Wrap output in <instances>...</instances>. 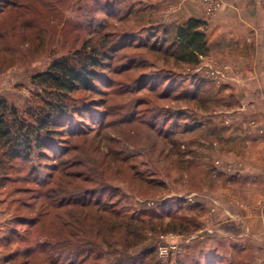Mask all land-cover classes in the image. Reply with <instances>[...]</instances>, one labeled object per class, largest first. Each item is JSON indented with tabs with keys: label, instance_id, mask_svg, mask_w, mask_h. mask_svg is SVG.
I'll return each mask as SVG.
<instances>
[{
	"label": "rangeland",
	"instance_id": "rangeland-1",
	"mask_svg": "<svg viewBox=\"0 0 264 264\" xmlns=\"http://www.w3.org/2000/svg\"><path fill=\"white\" fill-rule=\"evenodd\" d=\"M161 1L0 0V96L22 113L38 108L43 89L33 82L36 74L56 59H72L87 42L144 41L151 31L146 25L149 18L172 24L173 13H160V8L167 7ZM220 45L223 49L226 43ZM217 51L210 49L195 68H176L144 49L118 53L110 81L102 86L107 92V105L102 108L109 112L107 119L100 126L84 122L71 128L80 132L84 127L89 136L74 140L78 152L73 155L84 161V169H94L92 176L99 185L94 188L119 202L129 217L172 213V219L190 228L187 233L148 232L145 242L128 252L120 246L105 249L99 264H111L121 256L130 264H207L208 257L216 264H250V243L236 226L222 225L224 219L216 211L219 206L209 201L207 193L216 190L223 177L240 173L232 160L245 141L236 115L251 85L259 81L264 85V61L259 72L250 73L247 69L254 58L249 47H239L241 56L230 58L235 68L223 62ZM136 64L143 68L123 72ZM142 76L154 79L155 93L139 91L149 83L140 82ZM163 94L170 98L165 100ZM78 96L83 100L87 94ZM193 97L195 101L187 100ZM247 122L250 128L256 127L255 120ZM107 150L128 157V162L108 165ZM223 154L232 156L226 166ZM0 162H4V169L0 168V264L6 260L20 264L23 251L44 240L40 227L47 220L31 228L19 224V218L32 220V209L39 202L34 196L56 189L53 183L45 189L36 184L50 172L36 158L6 162L0 150ZM166 217L168 222L171 218ZM41 261L36 255L34 263Z\"/></svg>",
	"mask_w": 264,
	"mask_h": 264
},
{
	"label": "trees",
	"instance_id": "trees-1",
	"mask_svg": "<svg viewBox=\"0 0 264 264\" xmlns=\"http://www.w3.org/2000/svg\"><path fill=\"white\" fill-rule=\"evenodd\" d=\"M146 23L151 31H147L144 41L142 38H127L128 42L111 45L106 42L90 45L87 42L72 59H56L45 71L36 74L33 82L43 89L38 108L22 113L0 96V150L3 158L6 162L36 158L50 171L36 184L45 189L46 185L53 183L56 189L34 196L39 202L32 209V220L27 222L19 218V224L31 228L47 220L40 227L45 231L44 240L24 250V260L20 264H35L36 255L42 257V264H99L105 249L120 246L128 252L141 246L148 232L160 235L189 232L188 226L170 217L172 213L143 212L140 217L135 214L129 217L119 202L106 198L103 192L94 188V184H98L92 176L94 169L89 166L84 169V161L73 155L78 152L73 147L74 140L78 137L87 140L89 136L84 127L80 132L71 128L84 122L100 126L109 115L107 110H102L107 105V92L102 86L110 81V68L118 53L130 48L148 50L176 68H195L209 56L206 22L191 18L182 24H165L149 18ZM136 68L143 67L136 64L123 72ZM149 79L146 76L138 78L140 82L149 81L147 86L139 88L141 93L146 90L155 93L154 79ZM82 93L87 94L83 98L85 102L78 98ZM93 95L98 99H91ZM162 97L166 100L170 95L163 94ZM178 99L176 96L175 100ZM195 99L187 98L190 101ZM105 156L108 165H125L129 160L111 150H107ZM0 163V168L4 169V162ZM60 196L63 198L59 199ZM166 216L171 218L168 222ZM121 258L123 256L111 264L131 263ZM5 263L11 264V260ZM207 264H216V260L208 257Z\"/></svg>",
	"mask_w": 264,
	"mask_h": 264
},
{
	"label": "crops",
	"instance_id": "crops-1",
	"mask_svg": "<svg viewBox=\"0 0 264 264\" xmlns=\"http://www.w3.org/2000/svg\"><path fill=\"white\" fill-rule=\"evenodd\" d=\"M212 1L219 2L220 7L211 15L207 14L204 0H162L161 4L167 7L160 8V13H173L171 21L177 24L191 18L206 22L210 49L217 48L216 55L232 68L235 66L230 58L241 56L237 49L249 47L254 64L247 71L259 72L260 62L264 61V0ZM223 42L226 46L222 49ZM244 67L236 65L242 70ZM251 86L250 95L242 97L240 113L236 115L245 141L232 160L240 167V173L223 177L217 189L207 194L209 201L219 206L216 211L224 219L222 225L236 226L250 243L253 253L249 263L264 264V85L259 81ZM249 118L256 121L255 128L247 125ZM222 157L223 166L232 162V156Z\"/></svg>",
	"mask_w": 264,
	"mask_h": 264
},
{
	"label": "built area",
	"instance_id": "built-area-1",
	"mask_svg": "<svg viewBox=\"0 0 264 264\" xmlns=\"http://www.w3.org/2000/svg\"><path fill=\"white\" fill-rule=\"evenodd\" d=\"M204 4H205L206 10H207V14H209V15L213 14L220 7L219 2H215L212 0H204Z\"/></svg>",
	"mask_w": 264,
	"mask_h": 264
}]
</instances>
